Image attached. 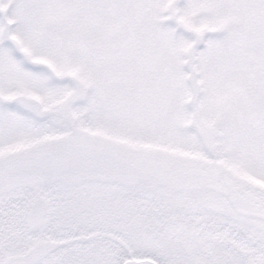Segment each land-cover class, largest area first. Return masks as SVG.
<instances>
[{"label":"snow or ice","instance_id":"1","mask_svg":"<svg viewBox=\"0 0 264 264\" xmlns=\"http://www.w3.org/2000/svg\"><path fill=\"white\" fill-rule=\"evenodd\" d=\"M0 264H264V0H0Z\"/></svg>","mask_w":264,"mask_h":264}]
</instances>
